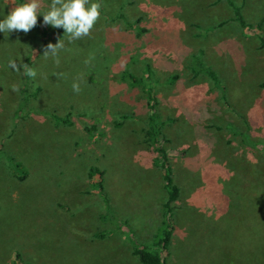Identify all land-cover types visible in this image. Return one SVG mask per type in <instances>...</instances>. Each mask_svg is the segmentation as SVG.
Masks as SVG:
<instances>
[{"label":"rangeland","instance_id":"obj_1","mask_svg":"<svg viewBox=\"0 0 264 264\" xmlns=\"http://www.w3.org/2000/svg\"><path fill=\"white\" fill-rule=\"evenodd\" d=\"M26 2L0 0V20ZM98 2L80 40L44 25L51 0L27 34L0 32V264H141L134 249L162 235L168 199L146 143V93L126 77L148 71L181 190L166 263L264 264V0ZM29 58L38 94L25 100L8 62ZM199 59L219 87L194 71Z\"/></svg>","mask_w":264,"mask_h":264},{"label":"trees","instance_id":"obj_2","mask_svg":"<svg viewBox=\"0 0 264 264\" xmlns=\"http://www.w3.org/2000/svg\"><path fill=\"white\" fill-rule=\"evenodd\" d=\"M220 1V0H217ZM230 5L232 4L231 0H227ZM236 10V18L239 21L238 23L242 27H248V24L243 20L240 10L234 7ZM123 18V15H120ZM33 61L29 58L26 60V64L29 68H31V64ZM198 74L203 73L208 76L215 84L216 87H219V79L214 70L202 62V60H197L196 69H194ZM128 79H131L133 85L142 84L143 89L146 93L147 97V110H148V127L146 128V143L150 148L151 152L154 154V164L161 168L163 181L165 183V189L168 193L167 202L164 205V223L162 235L158 237L156 242L153 244L152 248L148 247H136L134 249V255L139 258L141 264H167L166 260L169 255L170 243L172 241L173 233L175 230L174 226V206L175 203L179 200L181 190L178 185L175 183L173 170L171 166V159L169 155V151L163 147L161 141V135L165 121L161 118L158 112L159 98L157 93L153 87V73L148 71V76L146 78H138L130 73L126 74ZM172 83V82H170ZM31 86V77L24 75V93L26 96L24 99H31L32 97L38 94L36 92H30ZM55 120L58 123L71 125L72 122L69 117H60L57 115H53ZM105 175L104 171H101L98 167L90 168L88 173L89 180L93 185L94 189H96L99 195L106 200L108 203V197L104 193V185H103V177ZM20 179H24L20 177Z\"/></svg>","mask_w":264,"mask_h":264},{"label":"clouds","instance_id":"obj_3","mask_svg":"<svg viewBox=\"0 0 264 264\" xmlns=\"http://www.w3.org/2000/svg\"><path fill=\"white\" fill-rule=\"evenodd\" d=\"M40 7L39 0H27L26 3L14 7L3 20H0V32L6 36L13 31H22L27 34L37 25V18L41 15ZM100 9L101 4L98 0L95 2L94 0H51L49 10L42 14L43 23L54 28H63L69 42L80 40L90 36L91 30L100 19ZM63 47L60 40L56 44L50 43L44 51V56L47 57L50 54L53 57H58L59 50ZM55 63L57 66L59 65L58 58ZM85 63H90V59ZM8 66L33 79L37 75L35 69L29 68L27 65L18 66L15 60H9ZM56 76L60 78L63 73H57ZM72 89L78 94L81 91L80 84L74 82ZM19 90V86H12V91L18 92Z\"/></svg>","mask_w":264,"mask_h":264}]
</instances>
